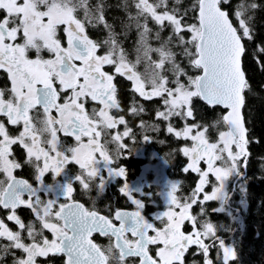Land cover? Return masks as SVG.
I'll list each match as a JSON object with an SVG mask.
<instances>
[{
  "label": "snow or ice",
  "instance_id": "snow-or-ice-1",
  "mask_svg": "<svg viewBox=\"0 0 264 264\" xmlns=\"http://www.w3.org/2000/svg\"><path fill=\"white\" fill-rule=\"evenodd\" d=\"M226 5L231 0H193L187 8L184 0H121L117 7L126 19L119 21L118 30L117 23L107 19L106 0H0L4 13L0 16V70L7 73L11 85L0 89V116L6 118L0 120V173L4 175L0 207L10 210L7 219L19 229L12 231L0 220V239L7 241L0 245V253L12 256V264H38L37 258L50 255H63L64 264H185V255L193 246L203 264H214L213 248L219 264L238 259L235 245L217 235L220 226L201 219L207 216L203 205L211 201H219L214 212L237 219L230 208L229 181H239L238 191L246 194L243 169L250 156L249 145L259 142L251 137L243 115L246 94L253 89L242 66L245 41L255 38L252 22L259 5L244 0L232 12ZM89 25L102 26L106 38L101 42L89 38ZM133 29L134 61L121 39ZM101 48H106L103 54H99ZM31 50H35V59L28 56ZM44 51L52 58H43ZM256 52L259 55L254 59L264 70V46L257 45ZM180 58L198 74L190 75ZM142 62H146L147 76L137 71ZM106 66L112 71H106ZM117 77L130 82L133 97L160 98L162 109L155 110V119L166 122L168 134L192 142L180 149L188 159L183 171L195 173L199 179L188 197L177 195L179 182L167 183L160 193L166 210L154 216L161 227L143 215L145 200L154 195L153 184L146 179L153 169L146 166L137 183L130 184L126 167L113 166L128 150L124 139L136 140L126 116L135 120L145 111L134 99L124 115L110 114L113 109L124 111ZM194 98L226 110L215 123L226 125L227 131H220L216 142L209 141L208 126L196 123ZM89 100L100 105L91 114L85 108ZM38 105L43 108L42 119L30 114ZM174 118L184 121V127H175ZM9 126L17 127L18 134L13 135ZM118 126H123L122 132L105 131ZM137 127L145 133L144 143L153 142L148 132L160 130L159 124L143 119ZM59 133L73 137L75 146L64 147ZM102 135L110 139L101 143ZM108 143L116 145V158L109 154ZM16 145L24 150L23 162L12 158ZM201 161L207 165L205 169L200 167ZM24 164L33 167L38 187L14 175ZM72 164L78 166L79 174L70 175L66 170ZM47 173H52V184L44 182ZM210 177L215 184L209 193L205 189ZM117 179L122 181L119 192L135 205V211L109 208L104 215L73 199L77 183L88 193L95 187L99 196ZM42 192L55 198L44 200ZM25 193L28 199L23 198ZM61 198L66 202L60 203ZM239 204H245L244 195ZM194 205H200L199 216L192 214ZM21 206L32 211L35 221L25 224L16 214ZM186 222L190 232L184 231ZM94 233L110 241L114 238V243L102 249L91 239ZM16 250L23 255L17 256Z\"/></svg>",
  "mask_w": 264,
  "mask_h": 264
},
{
  "label": "trees",
  "instance_id": "trees-1",
  "mask_svg": "<svg viewBox=\"0 0 264 264\" xmlns=\"http://www.w3.org/2000/svg\"><path fill=\"white\" fill-rule=\"evenodd\" d=\"M95 2L96 0H92V3ZM149 2H152V0H149ZM242 2H244V0H231V5H226L225 7L232 12L235 7ZM106 3L109 5L106 10L107 19L110 23L115 21L119 30V21L126 19L124 12L117 7V5L121 3V0H106ZM192 3L193 0H184V7H190ZM255 3L259 5L254 12V20L252 22L255 38L253 41H245L247 53L243 58V69L253 90L246 94V104L243 109V114L251 137L253 140H258L259 142L249 145L250 156L247 161L246 169H243L246 174V180L244 181L247 189L245 194L246 208L237 204L235 205L236 208L238 207L240 209L238 214L241 216V221L239 223L234 221L231 224L224 213L212 211V208L216 207V201L207 203L205 207L207 213L206 217H209L210 221L214 222L217 226H225L224 231L221 232V236L224 237L226 243L230 242L235 245L238 259L232 262V264H264V88L261 87L264 85V70H261L254 59V56L259 55V53L256 52V46H264V0H255ZM0 16H2V12H0ZM79 17L83 19L82 12L79 13ZM232 18L235 22V17L233 16ZM189 22H191V19ZM87 34L89 38L97 42L103 41L107 35L102 26L92 27L90 25L87 26ZM163 35L167 37L168 33L165 32ZM121 39L124 47L129 52V59L134 61L136 58V53L134 51L136 42L135 30L133 29L126 38L121 36ZM105 51L106 48H101L99 54H103ZM152 58L157 59L155 54H153ZM261 60H264V56H261ZM180 63L190 75L198 74L195 69H192L188 65L186 59L180 58ZM106 68L108 71H112L111 66H107ZM137 71L147 76L146 62L139 64L137 66ZM166 74L170 79L172 78L170 72ZM122 84L121 95L124 101H126L129 92L124 86L126 83L122 81ZM123 104L126 103L123 102ZM146 105L147 113H149L148 116L144 115L145 118L139 117L135 120L132 119L133 121L143 119L149 122V120L153 121L155 119L150 113L155 112L158 108V102L150 101ZM194 110L196 123L208 126L207 136L209 141H216L219 132L227 129L226 125H216L215 123L216 120L225 113L221 107H212L199 98H194ZM154 122L155 124H159L160 130L158 132H151V134L154 135L152 144H155L154 146L159 148L157 150L160 152L162 158L165 157L168 159L170 167L175 166L180 168L181 165L178 163L184 161L185 158L180 152V148L181 145H187L188 140H179L168 134L165 127L166 122H160L156 119ZM172 123L178 129L184 127V121L179 118H174ZM189 123H191V121H189ZM138 134L140 135L138 143H141V135L143 133L139 131ZM126 141L132 140L126 138ZM151 147H153V145ZM131 151L132 149L130 148L119 158H124V161L127 160ZM185 159L187 160V158ZM127 163L130 165H137L138 161L134 158H130ZM178 171H180V169ZM198 178V175L192 172H188L183 176L182 182L185 189V193L182 194L183 197L191 195ZM234 194L238 195L235 192ZM194 251H197L195 247L192 248V253L189 252V255H192V257L189 258L188 255L185 264H203L202 255L197 254V256H195ZM210 252L214 264H219V261L216 259V249L213 248Z\"/></svg>",
  "mask_w": 264,
  "mask_h": 264
},
{
  "label": "flooded vegetation",
  "instance_id": "flooded-vegetation-1",
  "mask_svg": "<svg viewBox=\"0 0 264 264\" xmlns=\"http://www.w3.org/2000/svg\"><path fill=\"white\" fill-rule=\"evenodd\" d=\"M62 39H63V36H62ZM33 52H34L33 50L30 51L31 54H33ZM105 70L108 71L107 68H105ZM109 72H111V71H109ZM122 81H124L126 83V85H124V86H125L126 90L129 92L128 93L129 95H128V98L126 101H124V99L121 95V88H122L121 85H123ZM115 83L117 84V87H118V99H119L121 107L124 111L121 112V111H117L116 109H113L110 112L111 115L116 116V117H118L119 115H124L127 112L128 108L133 103L134 99L139 105H142L143 108L145 109L144 113H142V115H141L142 118H145L144 115L148 116V114H149V113H147V105L146 104L150 101L158 102V108L162 109V102H161L160 98H153L152 100H144L143 98H141L139 96L133 97V94L130 91V87H131L130 82L127 81L126 79L118 77L116 79ZM10 86L11 85H10V81L8 79L7 73L4 72L3 70H0V89H8V88H10ZM123 102L126 104H123ZM99 107H100L99 104L92 102L91 100H89L85 105V108L89 114H91L94 109L98 110ZM30 114L37 117V119H42L43 118V108L38 105L37 108L32 110V112ZM150 114L153 117H155V112L150 113ZM53 115H57V114L55 112H53ZM4 119H6V118L0 116V120H4ZM126 119L129 120V125L131 127H133L134 132L136 134L135 142L126 141V138L123 141L127 145L128 150L130 148L132 149L131 154H129L130 156L128 157V159L124 161V158H119V159L116 158V153H115L116 145L114 143L106 144V148L108 149V151H111L112 156L114 158H116V164L113 165L114 167H116V166L126 167L127 179H128V182L130 184L137 183V181L140 179V175L143 172L144 166H146L148 163H151L150 159L155 161L156 163L161 162V164L158 167V176L155 178H152L153 173H150V175L147 177V181L149 183L153 184L151 191L154 193V195L151 197V200H147V199L145 200L146 208L143 211V215L150 222L154 223L157 227H161L162 226L161 222L158 220H155L154 216H155V214L160 213L165 208L164 197H163V195L160 194L166 188V186L164 185V182L165 181L179 182L180 188H179L177 195L183 197L182 194L185 193V189H184V184L182 181H183V176L186 174L183 171V168L187 165L188 160H186L185 159L186 157H185L184 161L179 162L178 164L181 165L180 168H177L175 166L170 167V162L168 161L167 158L161 157L160 152L157 150L159 148L155 147L154 146L155 144L144 143L143 141H141V143H138V138L140 137L138 132L141 131L137 127V125L139 123V119L136 121H133L132 118L127 117V116H126ZM154 120L153 121L149 120V123H151V122L155 123ZM9 130L13 135L18 134V128L15 126H9ZM105 131L106 132L111 131L113 134L115 132H122L123 126H118L116 129H112V130L106 129ZM144 134L145 133H143L141 135V138ZM147 134L149 136H151L152 138H154V135L151 134V131L148 132ZM46 135L47 134H45V136ZM58 135L60 137L61 144L64 147L75 146L76 142H75L73 137L64 136L63 133H59ZM42 139H43V137H42ZM105 139H110V137H105L104 135H102L101 143H104ZM85 140H87V137L85 138ZM179 140H182V139H179ZM152 145H153V147H151ZM184 146L185 145H181V148ZM152 154H155L156 156L153 157ZM24 155H25L24 150L19 145L14 146V156L12 158L23 162ZM96 155H97V158H99V154L97 153ZM130 158H134L135 160H137L138 161L137 165L128 164L127 161ZM179 169H180V171H178ZM66 170L69 172L70 175L79 174V171H80L78 166L75 164L69 165ZM104 174L106 175V171L104 172ZM14 175L18 179L27 180L30 184L33 185V187L39 186L38 182L35 179L34 169L31 165L24 164L22 168L15 170ZM0 179H4L3 173H0ZM44 182H45V184H52L53 183L52 173H47L45 175ZM236 182L237 181H234L233 185H235ZM121 186H122L121 180H119V179L114 180L111 184H109L107 186V189H106L104 194L97 196L95 187H93V190L91 193H88L77 183L74 185L75 192L73 193V199L76 202L82 203L85 206V208H88L89 210L95 209L104 215L109 214V211H108L109 208H113V209L114 208H121V209H124L127 211H135L136 210L135 205H133L129 200H127V198L122 196L121 193L119 192V188ZM40 195H41V198L44 200H47L48 198H55L54 194H51V193L45 194L42 192ZM23 198L28 199L27 193L24 194ZM137 198H139V197H137ZM59 202L64 203L66 201L63 198H61ZM193 208L195 209V212H197V208H199V205H195ZM230 208L234 213L237 210V208L231 204V201H230ZM9 214H10L9 209H4V208L0 207V220H3L4 223L12 231H18L19 229L14 224V222L9 221L7 219V216ZM16 214L25 222V224H28L29 222L35 221L34 214L27 207L21 206L20 208H18L16 210ZM228 223H229V221H228ZM187 228L191 229V226L186 224L184 226V230L186 231ZM44 234L46 236H48L49 239L52 238L51 233L45 232ZM22 235H24L26 243L31 242L27 239L26 233H23ZM128 238L133 239L130 234H128ZM92 239L102 249L107 248L110 242L114 243V238L112 241H110L108 237L101 236L98 233H95L92 236ZM6 243H7L6 240L0 239V245L6 244ZM193 247H195V246H193ZM193 247H191L189 249V252L192 251ZM196 250L198 251L197 248H196ZM197 251H194L195 256H197V254H198ZM189 252L186 253V255H185V262L188 259ZM16 255L20 256L23 254L19 250H16ZM0 256H3V253H0ZM191 257H192V255H189V258H191ZM198 257H199V255H198ZM37 259H38V264H64V261L66 258L63 255H57V256L50 255L47 258L41 257V258H37ZM12 260H13V257L10 255L9 256H3V259H0V264H12ZM130 260H134V258H130Z\"/></svg>",
  "mask_w": 264,
  "mask_h": 264
},
{
  "label": "rangeland",
  "instance_id": "rangeland-1",
  "mask_svg": "<svg viewBox=\"0 0 264 264\" xmlns=\"http://www.w3.org/2000/svg\"><path fill=\"white\" fill-rule=\"evenodd\" d=\"M4 13L2 12V15H3ZM63 27L64 26H61V28H60V31H59V34H60V36H61V38H62V36H63ZM17 42H22V41H17ZM34 52H33V54H31L30 52L28 53V56H29V58H32V59H35V57H36V53H35V50H33ZM46 51H44V52H42L41 53V55L43 56V58H45V59H49V58H52V55L50 54V53H48V52H46ZM222 131H227V129L226 130H222ZM85 138L86 137H83L82 139H83V142L84 143H87V140H85ZM218 139V138H217ZM210 142H212V141H210ZM213 142H216V141H213ZM191 140H188V142H187V145H185V146H191ZM108 150V149H107ZM109 152V154L110 155H112L111 154V151H108ZM152 156L154 157V156H156L155 154H152ZM99 159V158H98ZM188 160V159H187ZM150 162L151 163H148L146 166H150L152 169H153V171H151V172H149L148 173V175H147V177L150 175V173H153V175H152V178H155V177H157L158 176V167H159V165L161 164V162H158V163H156L155 161H153V160H151L150 159ZM217 163H219V162H217ZM146 166H144V168H143V172H144V170H145V167ZM200 167L202 168V169H205L206 167H207V165L203 162V161H201V164H200ZM142 172V173H143ZM107 174V173H106ZM142 175V174H141ZM141 175H140V177H141ZM147 177H146V179H147ZM210 179V181H211V183L206 187V189H205V191L206 192H211L212 191V184H215V179H214V177H210L209 178ZM234 181L235 180H230L229 181V188H230V190L231 191H233V188L234 187H232L233 186V184H234ZM54 182V181H53ZM169 181H165L164 182V185L165 186H167V183H168ZM239 181H237L236 182V187H235V189H234V191H233V194H234V192L235 193H237L238 195H231L232 197H231V204L232 205H240L239 204V201H240V199H241V197H242V195H244L245 196V194H242V193H240L237 189L239 188ZM238 185V186H237ZM165 190V189H164ZM192 193V192H191ZM202 198V197H201ZM49 199V198H48ZM164 201H165V199H164ZM213 201H211V203H212ZM217 202V204H216V207H214V208H212V211L214 210V209H216V208H218L219 207V201H216ZM207 203H209V202H207ZM207 203H205L204 205H203V207L205 208L206 207V205H207ZM164 204H165V208L161 211V212H163L164 210H166V207H167V205H166V201L164 202ZM195 206V205H194ZM193 206V207H194ZM241 206V205H240ZM242 207H244V208H246V202H245V204L242 206ZM160 212V213H161ZM199 213H200V205H199V208H197V212H195V209L194 208H192V214L193 215H197V216H199ZM219 213H221V212H219ZM158 214V213H157ZM236 216H239V219H236V220H233V218L231 217V216H229V215H227L226 213H225V215L229 218V221L231 222V224H232V222H234V221H236V222H240L241 221V216L239 215V214H237L236 212L234 213ZM156 215V214H155ZM204 218H207L208 220H209V217H201V219H204ZM212 222V221H211ZM214 225H215V223L214 222H212ZM190 225L189 223H185V225ZM184 225V226H185ZM191 226V225H190ZM224 228H225V226H220L219 227V230H218V232H217V235L218 236H221V232L222 231H224ZM192 229H189V228H187V232H190ZM185 231V230H184ZM185 231V232H186ZM222 237V236H221ZM222 239H224V237H222ZM226 241V240H225ZM205 243H208V241L206 240L205 241ZM226 244H229V245H232L230 242H228V243H226Z\"/></svg>",
  "mask_w": 264,
  "mask_h": 264
},
{
  "label": "water",
  "instance_id": "water-1",
  "mask_svg": "<svg viewBox=\"0 0 264 264\" xmlns=\"http://www.w3.org/2000/svg\"><path fill=\"white\" fill-rule=\"evenodd\" d=\"M243 66V65H242ZM206 103V102H205ZM217 106H219V107H221L225 112H226V110L223 108V106L222 105H217ZM212 107H215V106H212ZM225 114V113H224ZM244 115V114H243ZM234 189H235V185H234V188H233V191H234ZM233 191H232V193H233ZM232 193H231V195H232ZM80 203V202H79ZM238 212L239 211H236V213L238 214ZM237 219H239V216H237ZM95 234V233H94ZM93 234V235H94ZM92 235V236H93ZM219 237H221V236H219ZM222 238V237H221ZM91 239H92V237H91ZM93 240V239H92ZM225 240V239H224ZM226 242V241H225Z\"/></svg>",
  "mask_w": 264,
  "mask_h": 264
},
{
  "label": "bare ground",
  "instance_id": "bare-ground-1",
  "mask_svg": "<svg viewBox=\"0 0 264 264\" xmlns=\"http://www.w3.org/2000/svg\"><path fill=\"white\" fill-rule=\"evenodd\" d=\"M30 52V51H29ZM238 208V207H237ZM240 210V209H239Z\"/></svg>",
  "mask_w": 264,
  "mask_h": 264
}]
</instances>
